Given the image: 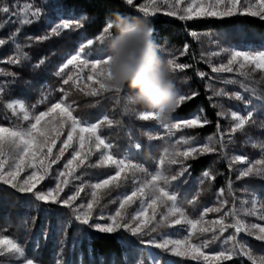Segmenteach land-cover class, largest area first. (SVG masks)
Wrapping results in <instances>:
<instances>
[{"label": "snow or ice", "instance_id": "obj_1", "mask_svg": "<svg viewBox=\"0 0 264 264\" xmlns=\"http://www.w3.org/2000/svg\"><path fill=\"white\" fill-rule=\"evenodd\" d=\"M125 7V13H117L125 18H141L147 19L152 25L160 18L158 13L164 12L166 17H175L179 21H200L207 18L224 19L234 17L236 15L249 16L264 21V0H145L139 3L138 0H121ZM33 5L26 3L23 6H10L8 0H0V15L9 18L16 17V23L21 26L31 25L34 21L32 18L41 16V9L36 7L32 10ZM128 12H135L134 16L127 15ZM87 19V17H85ZM109 20H105L106 26L102 27V34L96 35L94 38H87L86 43L79 46L76 54H72L66 63L59 68L57 76H63L65 71L70 67L73 69L66 78L63 79V85L70 86V90L65 91L61 88L63 98L59 102L52 103L45 111L34 114L29 109L26 102L20 98H14L4 103V107L11 111V115L18 121L26 123H12L11 126L0 124V184L9 186L11 189L21 193L30 194L35 201L42 202L44 205H59L71 210L74 220L81 226H87L94 229L99 234H114L120 230L130 233L134 237H140V243L146 248H155L161 250L160 253L149 252L148 255L152 259V264H175L173 260L164 259L163 254H170L173 257L184 258L202 264H223L226 261H232L235 256L247 257L251 264H264V255L256 256L251 250L237 241V235L241 232H247L249 235L255 236L257 241L264 242V226L259 223L246 224L239 218V212L242 211L246 216L259 215L260 220H264V204L257 207V200H251V208L238 210L235 207L231 211L225 212L219 219L206 220L208 213H219L224 205L228 203L226 199L220 200V207H206L199 215V218H191L186 210L178 204L177 194L171 190L173 181L183 176L188 171L190 165H186L188 160L197 159V155L215 153L217 147L212 144L213 136H209L208 143L202 147L180 148L181 144H189L195 137L181 136L170 144L169 147L163 149L162 155L158 161V168L155 171H149L142 164L135 163L129 156L117 158L111 151L113 145L107 142L106 138L101 135L102 128L107 125L111 127L119 124L120 121H114L108 115H103L97 122H89L78 118L74 115L76 110L72 103L68 102V97L72 94L71 89L83 93L85 96L101 97L105 94H114L119 101L122 93L119 94L110 91L103 80L104 72L102 64L107 63V56L96 58L94 54L85 58V49H93L94 45L99 42L101 46L104 44L105 33L112 27ZM8 20L0 21V30L6 27ZM92 20L91 23H95ZM83 27L77 21L75 25L64 20L57 23L51 28V36L61 35V30H71ZM22 28L18 27L16 33ZM159 35L158 30L154 29L153 39ZM190 35L197 41L200 34L192 31ZM49 35L39 37L38 39H48ZM16 55L7 60L8 64L18 65L21 59L29 60L30 57L25 54L14 39V34H10ZM84 37H81L83 40ZM6 40L0 38V46L6 44ZM218 51H210L208 55V63L212 73H235L242 79H225V84H239L244 92L249 93L250 99L246 101V114H240L237 111L217 112L218 117L229 116L234 124L231 126L230 133L243 132V130L254 122V117L261 108H264V90L258 86L264 82V50H236L223 46H218ZM100 51H103L101 47ZM188 51V45H184L185 54ZM227 54V61L218 64L212 63V58ZM171 65L174 74L183 72L192 67L188 63H180L176 58H166ZM41 60L39 63H43ZM38 66V65H36ZM35 67V66H34ZM260 73V80L254 78V74ZM197 75L201 78L207 74L204 71H198ZM16 73L0 68V77H15ZM189 78L185 77L187 82ZM208 89H212L213 85L208 84ZM4 89L0 87V96L3 95ZM198 93L191 92L190 95L179 94L177 108L186 101L192 100ZM215 97L229 96L224 88L213 91ZM231 98L237 101H244V96L240 92L231 94ZM127 99V97H126ZM208 99L211 101L212 96ZM252 99L258 101L255 108L248 107L252 103ZM128 101V100H127ZM215 107V105H213ZM221 107H223L221 105ZM124 114H131L127 106L124 108ZM137 118L141 121H155L157 117L154 112L140 111ZM211 123L207 117L195 115L192 119H180L173 117L168 125H160L159 129L167 137H175L177 133L184 129H196ZM219 130V123L216 125ZM65 129H67L65 133ZM155 129H150L146 134L151 139H163L164 135L159 133L153 135ZM62 136H66L61 140ZM251 139V138H249ZM60 146L57 152V143ZM234 142L231 138L229 143ZM246 143L248 140L245 141ZM221 158H227L226 145L223 135L218 141ZM253 146H257L254 143ZM264 152V143L258 145ZM139 149L141 146L137 143L134 145ZM72 150L71 158L67 159L63 164V170L53 171V166L58 164L65 156V153ZM99 154L96 164L90 163L91 158L95 154ZM230 163L247 164V167L238 170L237 180L243 178L259 177L264 178V156L249 162L244 155H233ZM179 165V171L173 175H168L166 168L171 169L172 166ZM85 167H110L114 169V174H110L106 179H102L97 183L90 185L81 184L77 186L72 195L61 198V194L65 192V188L73 181L81 179L77 175L80 169ZM138 174H141L138 176ZM203 176L206 179L214 180L209 171H205ZM55 181L54 187L39 189L46 178ZM132 183V190L128 193L121 194L119 206L114 214L105 216L103 212L96 214V209L100 207L101 201L105 196L109 195L113 190L120 189ZM85 187L91 189L90 199L86 203L75 204ZM225 189L219 190V195L224 196ZM227 194L233 195L234 189L232 182L227 184ZM195 202V201H193ZM244 203H248L244 201ZM133 205L137 208L130 212L129 209ZM38 211L47 215L49 208H41L36 205ZM228 217L232 218V223H226ZM95 221V222H94ZM103 221V222H100ZM69 227L71 222H69ZM181 226L186 228L184 238H151L154 232L161 227ZM235 230L233 235L223 240V250L218 251L214 255H209L205 249L210 244L220 239V236L229 229ZM217 232L219 235H217ZM211 233V239H203L199 243L193 242V238L203 237L205 234ZM150 237V239H143ZM126 246L134 247L130 242H124ZM231 243V247H227ZM8 256V261H0V264H39L33 258H29L25 248L14 239L0 234V257ZM56 264H62L60 260ZM136 264H143L142 260L136 261Z\"/></svg>", "mask_w": 264, "mask_h": 264}, {"label": "trees", "instance_id": "obj_2", "mask_svg": "<svg viewBox=\"0 0 264 264\" xmlns=\"http://www.w3.org/2000/svg\"><path fill=\"white\" fill-rule=\"evenodd\" d=\"M16 1L8 0L10 6ZM68 11H74L83 16L80 32L85 35H60L51 36L48 39L40 40L45 36V28L40 22H33L31 25L21 26L16 23V17L0 15V21L8 20L6 27L0 30V38L5 39V45L0 46V68L16 73L15 77H0V86L3 87V95L0 96V124L11 126L16 118L11 115V111L4 107V103L14 98L23 99L27 106L34 111L45 110L52 103L63 98L60 91L70 90V86L63 85L60 76L56 73L66 58L75 53L79 48L82 36L95 37L102 32V27L106 26L105 20L114 18L117 13H125L126 9L121 0H56ZM127 15L134 16L135 12H128ZM87 17V19H85ZM153 28L158 30L159 35L155 41L161 45V54L166 58L169 50H180L184 52V45H188V51L180 56L181 63H188L192 67L178 72L175 75L177 93L190 95L196 91L192 100L186 101L176 109V114L183 118L194 115L207 117L211 123L196 128L192 131V136L200 141L206 140L209 136L216 139L215 153L197 155V159L188 160L186 165H190L188 171L179 178L176 184V191L179 194L181 207L192 215H198L202 209L211 204L216 193L221 188H226L229 181L232 182L233 189L239 194L243 189L258 192L262 204H264V178L251 177L237 180L236 165L230 163L231 155L235 152H245L259 155L260 147H249L243 144L242 133L249 132L251 136L258 139L259 143H264V108L256 113L254 122H250L243 132H237L228 137L226 133L224 143L226 145L227 158L222 159L219 151L220 133L226 125L222 117L217 116L220 106H236L240 101L229 96L215 97L214 90L224 88L227 92H240L245 100L250 99L249 93L244 92L239 84H225V79H242L235 73H212L209 66L208 53L218 51V46L236 47L239 49H261L264 50V21L258 18L236 15L230 18L216 19L207 18L200 21L182 22L175 17L159 15ZM95 20V23H91ZM34 21V20H33ZM22 28L19 33L16 29ZM197 31L200 34L199 41L195 40L190 33ZM10 34H14V39L21 46L23 52L30 57L29 60L21 59L18 65L7 63L10 57L16 55V50ZM225 54L212 58L215 64L221 60ZM43 60V63H39ZM38 65V66H36ZM35 66V67H34ZM198 71L206 72V76L201 78ZM189 79L185 82L184 78ZM260 73L254 74V78L259 81ZM212 84L213 88L208 89L207 85ZM258 86L264 90V82ZM70 101L74 108V114L81 119L90 122H97L104 114L115 113L112 119L120 121L111 127L105 125L101 134L113 145L112 152L116 156L137 153L139 159L143 160L150 168H155L158 157L162 155L163 149L169 141L163 139L149 140L146 134L155 127L149 121H141L138 114L131 112L124 114V108L132 107L126 97L127 91L121 94L119 101L114 95L105 94L101 97L85 96L81 92L71 89ZM212 96V100L208 99ZM252 108H255L258 101L252 99ZM215 105V107L213 106ZM109 116V115H108ZM219 123V130L216 125ZM229 128L226 127V129ZM155 135V131L152 133ZM230 138L234 141L229 143ZM141 147L136 150L134 145ZM209 171L214 180L203 183L201 193L199 182L203 173ZM199 194V197L196 194ZM235 197V196H234ZM195 201V202H193ZM41 208H49L47 215L38 211L36 205ZM69 222L71 226L69 227ZM0 231L21 244L29 258H33L39 264H56L60 260L62 264H136L142 260L143 264H152L148 253L140 243L139 239L130 233L120 230L114 234H99L94 229L81 226L74 220L71 210L59 205H44L35 201L30 194H21L9 186L0 184ZM247 245L255 254H264V242L257 241L255 237L249 235ZM124 242H130L132 246H126ZM160 253L159 251H156ZM164 259L173 260L175 264H202L184 258L173 257L170 254H163ZM223 264H251L247 257L236 256L232 261Z\"/></svg>", "mask_w": 264, "mask_h": 264}, {"label": "rangeland", "instance_id": "obj_3", "mask_svg": "<svg viewBox=\"0 0 264 264\" xmlns=\"http://www.w3.org/2000/svg\"><path fill=\"white\" fill-rule=\"evenodd\" d=\"M138 2L139 3H144L145 0H138ZM26 3H31L33 5V8H32L33 11L35 10L36 7H39L41 9V16L38 19L37 18H32V19L34 20V22H36V23L40 22L42 25H44V28L46 30L45 35H51V28L54 27L57 23L63 22L64 20H68V22L72 23L73 25H75L77 23V21H79V23L82 24V21H83V16L82 15H79V14H77L74 11H68L62 5H60L56 0H21V1H16L15 2L14 8H15L16 5L23 6ZM159 15H164V12L162 11V12L158 13V16ZM77 33L78 34L80 33V35H85L83 32H80V28L77 29V28L73 27V29H71V30H61V35H76ZM99 34H102V32L99 33ZM83 37H84V39L80 40V42L78 44L79 46L82 43H86L87 38H94V37H86V36H83ZM101 47H103V51H100ZM228 48L229 49H236V50H244V49H239V48H236V47H228ZM78 50H79V48H78ZM248 50H254L255 51V50H261V49H248ZM76 52L73 53V54H76ZM181 53H182V51H180V50H169V52L167 53V57L166 58H168V57L176 58L178 60V62H180ZM85 54H86L85 58H88L89 55H91V54H94L96 58H103V57H105L107 55L106 45L103 44V46H101L100 43L97 42L94 45L93 49L86 48L85 49ZM70 56L68 58H70ZM68 58H66L64 63H66ZM226 61H227V54H225V56L221 60H219L217 63H215V64H218L220 62H225L226 63ZM63 64L60 67H62ZM71 71H73V69H71V67H70L68 70L65 71V74L63 76H60L62 81H63V79L66 78L67 74H69ZM0 87H2V86H0ZM76 92H78V91H76ZM234 92H238V91H234ZM234 92H232V93H234ZM232 93H230V97H231ZM179 94H182V93H178V95ZM108 95L111 96V95H114V94H108ZM68 98L72 101L70 96ZM246 101H248V100L244 99V101H240V103H238L236 106H230V105L223 104L222 105L223 107L220 106V111H225V112H229V113L231 111H237L240 114H246V111H247ZM69 103H71V102L69 101ZM251 106H252V104L250 106H248V107H251ZM30 110L33 111L32 109H30ZM45 110H47V109H45ZM45 110H41V111H45ZM132 111L134 113L136 112L138 114L140 111H146V110L132 107ZM39 112L40 111H37V112L34 111V114H38ZM114 114H115L114 112L111 113V114L109 113L108 114L109 118L112 119ZM173 117H179L180 119H192V118L195 117V115L191 116V117H188V118H183V117L178 116L176 114V111H175V113L173 114ZM101 118H102V116H101ZM222 118L225 119L226 125H225V127H223L224 129L220 133L219 139L221 138V135H223V138L227 137V136H225L226 133L228 134L227 138H229L232 135H235L237 132L235 134H231L230 133L231 126L234 124V122L231 120L230 115L229 116H224ZM254 118H256V117H254ZM149 122L151 123V126L153 125L155 127L154 129H155V133L156 134L159 133L160 135H164L163 132L159 129V127L157 125V122H155V121H149ZM15 123H26V122L18 121L16 119ZM228 125H229V128L226 129V127H228ZM66 131H67V129H65V133H66ZM192 131H193V129H184V130H182V132L177 133L175 137H171V138H169L166 135H164V137L166 138L165 140L169 141L168 145H166L165 147H169L170 144L174 143L175 140L179 139L181 136H192L191 135ZM64 138H66V136H62L61 140H63ZM249 138H251V139H249ZM246 140H248L247 143L245 142ZM241 141H242L243 144H246L249 147H255V146H253L254 143H258V144L263 143V142L259 143L258 139H255L253 136L250 135L249 132H246V131H244L242 133ZM107 142L110 143V141H108V140H107ZM205 143H208V139L207 138L204 141H200L198 138L195 137V139L192 142H190L189 144H187V145L181 144L180 148L184 149V148H187V147H202ZM212 144L216 147V144H217L216 143V139L213 138ZM59 146H60V142L57 143V148L53 150L54 153L58 151ZM135 149L138 150L137 148H135ZM258 150L260 151L259 155L257 153L249 154V153H245V152L244 153L243 152H236V153L234 152L231 155V157L233 155H244V156L247 157V160L249 162H254L256 159H259L262 156H264V152L261 151V148H259ZM71 151L72 150L70 149L68 152H66L65 156L61 159V161L58 162V164L53 166V171L54 172L56 170H63V164L66 163L67 159L71 158V155H70ZM111 151H112V149H111ZM98 156H99L98 153L95 154L91 158L90 163L96 164L98 162ZM125 156H129L131 158V160L133 162H135V163L142 164L149 171H155L158 168V161H159V158H160L161 155L158 157L157 165H156L155 168H150L142 159L141 160L139 159V156L135 152L134 153H130V154H125V155H123L121 157L120 156H116V157L117 158H124ZM235 165H236V169H237V175H238V170L239 169H242V168L248 166L247 164H243V165L242 164H235ZM179 168H180L179 165H175V166H172L170 170H168L166 168V171L168 172V175H173L177 171H179ZM110 174H114V169L110 168V167H85L83 169H80L78 171L77 175H79L81 177V179L75 180L71 184H69V186L67 188H65V192L61 194V198L63 199V198H66L67 195H72L75 192L77 186H79L81 184L90 185L92 183H97V182H99L102 179H106L107 176L110 175ZM139 175H141V174H138V176ZM181 177H179V178H181ZM243 179H241V180H243ZM178 180L179 179H177L176 181L172 182L171 190L174 191L177 194V196H178V204L181 207L180 200H179V194L176 191V184H177ZM209 180L210 179H206L204 176L201 177V180L199 182L201 193L203 192V186H202L203 183H205V182H207ZM54 186H55V181L49 177V178H46V180L43 181L41 183V185L38 186V187H39V189H45L46 190L48 187H54ZM132 187H133L132 183L129 182L126 186H124V187H122L120 189H117V190H113L109 195L105 196L104 199L101 201L100 207L96 209V214H99L100 212H103V214L105 216H107L109 214H114L115 210L119 206V199L122 198L121 194L130 192L132 190ZM90 192H91V189L89 187H85L84 192L81 193L80 197L77 199L75 204L78 205L80 203H86L87 200H89L91 198L90 197ZM196 196L199 197V194L197 193ZM253 198H255L257 200V207L259 208L260 205L262 204V202L260 200L258 192H252L251 190H247V188H246V189H243L239 194H236L235 190H234V194L230 196V195L227 194V186H226L224 196H220L219 195V190H218V192L216 193V196L213 198L212 203L207 205V206H205L202 209V211L200 212V214L203 212V210L206 207H220V200L226 199L228 201V203L222 207L221 212H219V213H216V212L208 213L205 216L206 220L219 219L221 216L224 215L225 212L231 211L233 207H235L238 210L245 209V208H251V200ZM244 201H247L248 203H244ZM136 208H137V205H133L132 208L129 209V211L132 212ZM186 212L191 218H199L200 214L192 215L188 211H186ZM239 218L242 219L246 224H249V225L252 224V223H259L262 226H264V220H260L259 219V215L246 216V215L243 214L242 211H240L239 212ZM100 222H103V221H100ZM226 223H232V218L228 217L226 219ZM234 233H235V230L232 229V228H229L223 234V236H220V239H218L216 242L210 244L209 247L205 249V252L207 254H209V255H214L218 251L223 250V247H224L223 244H222L223 240L226 239L228 236L233 235ZM0 234H3V233L0 231ZM185 235H186V228H182L181 226L161 227V228H159L157 230V232H154L152 234L151 238L160 239V238L163 237V238H174V239L179 238V239H182V238H184ZM211 235L212 234L209 233V234H205V236H203V237H198V238L194 237L193 238V242L199 243L203 239H209L210 240L211 239ZM217 235H219L218 232H217ZM236 235H237V241L239 243H241V244H244L245 247H247L249 250H251V248H249V246L247 245V237L246 236H249V234L247 232H241V233L236 234ZM251 236H253V235H251ZM253 237H255V236H253ZM136 238H137V240L139 239V241L141 240L140 237H136ZM143 239L147 240V239H150V237H143ZM142 247L147 252H156V251L161 252V250H159V249L146 248L143 244H142ZM227 247H231V243H229V245H227ZM253 254L256 255V256L264 255L262 253L255 254L254 252H253ZM9 259H10V257H8V256L0 257V261H8ZM150 259H151V257H150Z\"/></svg>", "mask_w": 264, "mask_h": 264}, {"label": "clouds", "instance_id": "obj_4", "mask_svg": "<svg viewBox=\"0 0 264 264\" xmlns=\"http://www.w3.org/2000/svg\"><path fill=\"white\" fill-rule=\"evenodd\" d=\"M108 23L107 63L102 64L106 87L117 94L127 91L133 108L154 112L162 126L170 124L178 101L175 74L153 39L151 22L116 14Z\"/></svg>", "mask_w": 264, "mask_h": 264}]
</instances>
